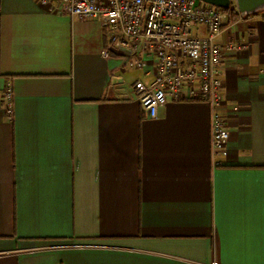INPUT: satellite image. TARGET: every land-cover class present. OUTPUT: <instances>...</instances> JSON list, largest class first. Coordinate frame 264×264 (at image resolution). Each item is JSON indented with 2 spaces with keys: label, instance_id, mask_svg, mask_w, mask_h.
<instances>
[{
  "label": "crops",
  "instance_id": "crops-1",
  "mask_svg": "<svg viewBox=\"0 0 264 264\" xmlns=\"http://www.w3.org/2000/svg\"><path fill=\"white\" fill-rule=\"evenodd\" d=\"M218 41L244 48L221 65L216 165L207 102L150 118L152 61L103 56L98 19L0 0V264H264V9Z\"/></svg>",
  "mask_w": 264,
  "mask_h": 264
},
{
  "label": "built area",
  "instance_id": "built-area-1",
  "mask_svg": "<svg viewBox=\"0 0 264 264\" xmlns=\"http://www.w3.org/2000/svg\"><path fill=\"white\" fill-rule=\"evenodd\" d=\"M50 12L80 19H98L107 31L102 55L116 52L130 68L153 62L154 80H137L136 96L150 118L168 102L204 101L212 110L211 134L214 163L226 154L230 131L220 112L224 103L221 65L224 56L244 47L218 41L227 15L202 0H37ZM205 27V34L195 29ZM0 107L10 114L13 90L0 95ZM210 264H220L217 260Z\"/></svg>",
  "mask_w": 264,
  "mask_h": 264
},
{
  "label": "water",
  "instance_id": "water-1",
  "mask_svg": "<svg viewBox=\"0 0 264 264\" xmlns=\"http://www.w3.org/2000/svg\"><path fill=\"white\" fill-rule=\"evenodd\" d=\"M219 8L228 9L234 3L242 16L257 13L264 9V0H202Z\"/></svg>",
  "mask_w": 264,
  "mask_h": 264
},
{
  "label": "trees",
  "instance_id": "trees-1",
  "mask_svg": "<svg viewBox=\"0 0 264 264\" xmlns=\"http://www.w3.org/2000/svg\"><path fill=\"white\" fill-rule=\"evenodd\" d=\"M221 10L227 15L229 22H234L237 17L241 16L234 3L231 5L230 8L228 9L221 8Z\"/></svg>",
  "mask_w": 264,
  "mask_h": 264
}]
</instances>
